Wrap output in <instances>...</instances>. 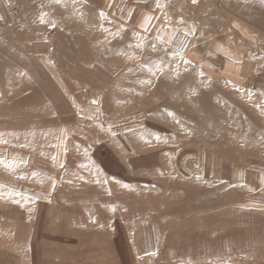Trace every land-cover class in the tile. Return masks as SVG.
I'll list each match as a JSON object with an SVG mask.
<instances>
[{"label": "rangeland", "instance_id": "rangeland-1", "mask_svg": "<svg viewBox=\"0 0 264 264\" xmlns=\"http://www.w3.org/2000/svg\"><path fill=\"white\" fill-rule=\"evenodd\" d=\"M164 1L0 0V264H264V0Z\"/></svg>", "mask_w": 264, "mask_h": 264}, {"label": "crops", "instance_id": "crops-1", "mask_svg": "<svg viewBox=\"0 0 264 264\" xmlns=\"http://www.w3.org/2000/svg\"><path fill=\"white\" fill-rule=\"evenodd\" d=\"M112 1V0H111ZM121 4H134V5H145L152 4V8L147 6L141 8L137 13L136 26L137 28L145 33H150L160 37L164 43L171 45L177 50L188 51L191 53L200 52L204 46V43L199 44L192 39V36L185 28L178 25L171 24L165 17L166 8L163 7L164 0H115ZM167 4V3H166ZM165 9V10H164ZM226 43V42H225ZM224 41L215 42L212 47V51L217 53L216 59L211 57L204 58L200 61L208 68V70H214L224 75L232 77L233 80L239 81L244 75L246 63L241 64V58L239 55V47L226 45ZM197 46V47H196ZM232 48V49H230ZM232 51L233 53L231 54ZM218 53L222 56L218 57ZM227 53V55H226ZM199 61V62H200ZM233 63L231 64V62ZM240 62V63H239ZM249 64V72H251V63Z\"/></svg>", "mask_w": 264, "mask_h": 264}, {"label": "snow or ice", "instance_id": "snow-or-ice-1", "mask_svg": "<svg viewBox=\"0 0 264 264\" xmlns=\"http://www.w3.org/2000/svg\"><path fill=\"white\" fill-rule=\"evenodd\" d=\"M193 2H195V0H193ZM19 195V193H17Z\"/></svg>", "mask_w": 264, "mask_h": 264}]
</instances>
